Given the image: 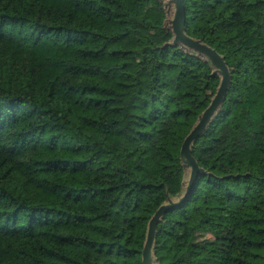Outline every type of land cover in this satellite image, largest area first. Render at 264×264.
I'll return each instance as SVG.
<instances>
[{
    "label": "trees",
    "instance_id": "obj_1",
    "mask_svg": "<svg viewBox=\"0 0 264 264\" xmlns=\"http://www.w3.org/2000/svg\"><path fill=\"white\" fill-rule=\"evenodd\" d=\"M231 83L153 264H264V0H184ZM161 0H0V264H143L222 82Z\"/></svg>",
    "mask_w": 264,
    "mask_h": 264
},
{
    "label": "water",
    "instance_id": "obj_2",
    "mask_svg": "<svg viewBox=\"0 0 264 264\" xmlns=\"http://www.w3.org/2000/svg\"><path fill=\"white\" fill-rule=\"evenodd\" d=\"M172 6L174 7L172 14L173 18L170 23L171 28L173 29V32L175 34V44L180 43L186 45L207 56L217 68L216 73H219L222 76V82L211 105L200 117L197 125L187 136L182 146V157L185 162V166L186 168L191 169L187 192L179 202H170L169 204L162 206L153 216L149 224L147 240L143 250V264H153V257L155 256L156 251V234L159 222L162 220L166 213L177 208H181L189 200L194 192L198 176L201 172L197 160L192 155L194 142H196V140L205 132L208 124L211 122L214 115L223 103L226 92L231 83V74L225 62V58L221 57L215 50H213L209 46L196 41L185 34L186 9L184 0H168V3H165V7L167 8L169 13H171Z\"/></svg>",
    "mask_w": 264,
    "mask_h": 264
},
{
    "label": "rangeland",
    "instance_id": "obj_3",
    "mask_svg": "<svg viewBox=\"0 0 264 264\" xmlns=\"http://www.w3.org/2000/svg\"><path fill=\"white\" fill-rule=\"evenodd\" d=\"M163 2L167 4V3H168V0H163ZM173 8H174V7L172 6L171 14H173Z\"/></svg>",
    "mask_w": 264,
    "mask_h": 264
}]
</instances>
